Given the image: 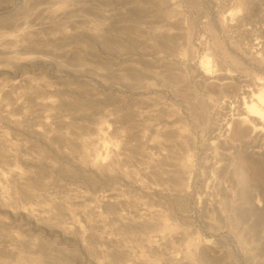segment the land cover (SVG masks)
Segmentation results:
<instances>
[{
	"label": "bare ground",
	"instance_id": "6f19581e",
	"mask_svg": "<svg viewBox=\"0 0 264 264\" xmlns=\"http://www.w3.org/2000/svg\"><path fill=\"white\" fill-rule=\"evenodd\" d=\"M221 1L224 6L233 2ZM68 7L64 2L58 6L50 4L39 8V11L44 19L54 20L59 19ZM226 18L223 20L226 28L243 27V18L233 12H228ZM26 29L15 30L14 34L5 33L7 35L0 38L1 68H9L16 61L29 62L39 56L37 52L36 55L19 56L24 41H29L30 35ZM137 35V38L134 39V36L129 41L135 44L140 54L154 53L152 60L155 62L152 63L158 64L157 69L160 68L161 58L156 51L151 52L155 50L152 38H156V35L147 34L150 38L146 34ZM99 36L93 35L95 38ZM259 37L253 41L250 39V44H247L250 47L246 46L248 49L243 50L249 59L256 62H261L264 57L262 37ZM61 38L70 39L72 35L65 32ZM141 42L148 45L141 47L138 45ZM79 50L82 51V47H69L57 53L76 56L79 67L93 71L92 64L86 63L84 53ZM125 50L127 53L128 49ZM222 66L218 69L217 66L213 69L203 63L195 66L201 82L209 88L222 92L238 86L234 96H220L216 100H222L220 107L224 111V118L216 126L213 139L204 147L207 153L201 163V171L205 185L197 202L205 210L212 209L219 220L226 224L229 217L225 213V206L235 202L236 194L226 189L220 179L230 174L233 150L241 146L248 157L264 162V79L233 74ZM127 67L133 89L142 92L155 87L150 80L156 79L159 74L157 70L148 66L140 68L134 60ZM106 68L97 67L95 75L104 78L105 73L109 74ZM67 93V88L56 87L51 82H38L24 73L16 79L0 81V206L7 208L13 193L19 192L29 200L50 189L51 180H44L47 174L37 170L39 162L44 161L47 172H54L67 182L79 181V190L70 188L73 196L69 199L70 203L80 205L82 221L76 219L64 205L66 199L58 204L66 207L68 212L65 217L55 213L52 216L48 207H26L23 213L61 236L70 238L91 260L114 257L113 264H137L145 263L147 254H164L166 264H195L196 259H205L207 252L215 255L216 250L209 248L206 241L185 237L179 227V220L182 219L176 220L179 222L176 224L172 220L173 213L172 218L169 215L172 212L170 210L179 211L181 206L184 207L183 201L189 195L185 182L192 173L188 135L174 125L178 121L174 111L159 106L153 98L142 99L143 108L118 110L119 113L113 119L118 124L112 131L116 134L113 142L108 139L111 134L109 123L93 126L94 136L83 139L79 135L86 127L83 113L79 112L83 104L71 101ZM89 145L93 146V150H87ZM254 164V175L260 178L262 169ZM214 189L222 193V198L213 197ZM153 193L166 201L170 213L164 204V207L158 205L160 200L156 199L158 204L155 199L154 203L151 201L150 195ZM260 228L264 230V225ZM263 230L260 231V237ZM131 233H137L139 254L127 245L124 235ZM28 237L24 239L20 232H15L9 235V239L0 238V241L8 243V249L4 251L15 253L19 264H22L23 256L31 259L32 264L78 263L68 261V257L64 256L67 253L64 251L66 246L60 248L45 241L46 252L39 249L42 243L39 238L30 234ZM175 238L184 240L183 248L168 251L166 243L173 244ZM20 239L28 242L30 250L27 256L22 255L25 249L19 245ZM48 257L50 259L46 261ZM5 263L11 264L9 261ZM95 264L105 263L96 260Z\"/></svg>",
	"mask_w": 264,
	"mask_h": 264
},
{
	"label": "rangeland",
	"instance_id": "374dc122",
	"mask_svg": "<svg viewBox=\"0 0 264 264\" xmlns=\"http://www.w3.org/2000/svg\"><path fill=\"white\" fill-rule=\"evenodd\" d=\"M64 2L69 7L73 6L68 7L59 19L46 20L39 11V8L50 4L58 6ZM228 12L243 18V27L226 28L223 20H227ZM24 28H27L30 37L29 41H24L19 56L36 55L37 52L40 57L35 56L29 62L16 61L9 68L0 67V81L13 80L24 73L38 82H51L56 87L67 88L68 98L83 104L82 111H79L83 113V123L86 124L79 134L83 139L94 136L93 126L109 123L111 134L108 139L113 142L116 134L112 131L118 125L113 119L118 110L143 108L142 99L153 98L159 106L172 109L178 119L174 125L188 135L192 173L185 183L189 195L183 201L184 207L181 206L180 212L172 209L171 214L166 208V201L158 194H151V201L160 200H156V203L159 202L157 204L162 207L166 204L164 208L168 209L167 214L171 218L174 215V222L182 219L179 220L181 224L175 223L181 225L179 227L185 237L206 241L208 247L219 254L211 256V252H207L206 258L196 259L195 264H264V230L260 228L264 225V162L250 155L248 157L241 146L233 150L230 174L220 179L226 189L236 194L235 202L225 206V213L229 217L226 224L219 220L212 209L205 210L197 202L205 185L201 171V163L207 153L204 147L213 139L216 126L224 118V111L220 107L222 100H216L220 96H234L238 86L222 92L209 88L201 82L195 67L203 63L213 69L217 66L218 69L223 65L227 72L264 79V57L261 62H256L243 51L250 47L247 45L250 44L249 40L253 41L260 34L262 38L259 39L264 44V0H233L231 5L225 6L221 0H0V38ZM65 32L72 38L62 39ZM152 33L156 38H152L155 50L151 52L156 51L162 60L158 69V64L152 63L155 62L152 60L154 53L140 54L135 44L129 41L134 36V39L137 38L136 34H146L150 38ZM94 34L101 36L96 37L100 41L93 37ZM141 43H138L141 47L148 45ZM69 47H82L84 52L79 51L84 53L86 63L92 64L93 71L79 67L76 56L57 53ZM125 49H128L127 53ZM132 60L140 68L148 66L157 70L159 74L156 79L150 80L154 82V88L141 92L130 86L133 84L127 65ZM97 67H107L109 74L105 73L104 78L96 76L94 71ZM87 150H93V146H87ZM254 163L262 169L260 178L254 175ZM37 170L47 174L44 180H51L50 189L29 200L19 192L13 193L10 205L7 208L0 206V238L6 240L9 235L20 232L27 239L30 234L41 240L43 244L40 243L38 247L43 251L47 252L45 241L60 248L66 246L64 256L68 257V261L95 264L96 260H101L105 264H113L114 257L91 260L70 238L61 236L40 221L26 217L23 213L26 207H48L52 216L55 213L64 217L68 207L73 216L82 221L80 205L70 203L69 199L73 196L70 188L79 190V181L67 182L56 173L47 172L44 161L39 162ZM218 196L222 198L223 195L214 189L213 197ZM63 199H66V207L58 205ZM124 237L127 245L138 252L137 233L125 234ZM20 240L19 245L25 249L22 255L27 256L30 250L28 242ZM184 243L183 239L175 238L173 244L166 243V248L168 251L179 250ZM5 248L8 249V243L0 241V264L7 261L19 264L17 255L4 251ZM164 256L147 254V263L137 264H166ZM23 258L22 264H32L31 259ZM49 259L46 258V261Z\"/></svg>",
	"mask_w": 264,
	"mask_h": 264
}]
</instances>
